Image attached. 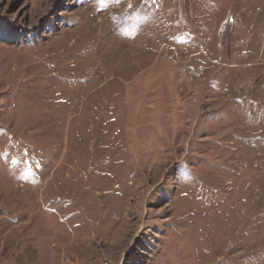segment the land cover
<instances>
[{
    "label": "rangeland",
    "instance_id": "1",
    "mask_svg": "<svg viewBox=\"0 0 264 264\" xmlns=\"http://www.w3.org/2000/svg\"><path fill=\"white\" fill-rule=\"evenodd\" d=\"M0 264H264V0H0Z\"/></svg>",
    "mask_w": 264,
    "mask_h": 264
}]
</instances>
